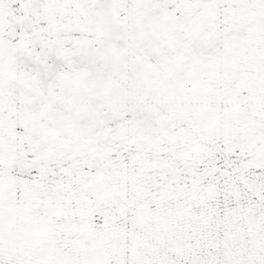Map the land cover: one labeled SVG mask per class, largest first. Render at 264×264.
Wrapping results in <instances>:
<instances>
[{"label": "snow or ice", "instance_id": "obj_1", "mask_svg": "<svg viewBox=\"0 0 264 264\" xmlns=\"http://www.w3.org/2000/svg\"><path fill=\"white\" fill-rule=\"evenodd\" d=\"M0 264H264V0H0Z\"/></svg>", "mask_w": 264, "mask_h": 264}]
</instances>
